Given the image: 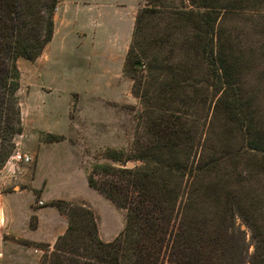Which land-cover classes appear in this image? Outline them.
<instances>
[{"label": "trees", "instance_id": "1", "mask_svg": "<svg viewBox=\"0 0 264 264\" xmlns=\"http://www.w3.org/2000/svg\"><path fill=\"white\" fill-rule=\"evenodd\" d=\"M167 1L146 0L126 57L124 73L144 106L131 151L107 150L112 163L88 173L90 187L126 211L125 228L105 242L88 204L51 201L69 222L53 250L16 240L43 250L41 264H235L226 235L236 214L262 248L252 264H264V163L238 169L245 154L264 153V137L239 99L237 57L220 43L217 16ZM58 3L0 0V172L24 131L18 61L43 54ZM218 110L223 127L216 133L210 128ZM45 136V143L65 140Z\"/></svg>", "mask_w": 264, "mask_h": 264}, {"label": "rangeland", "instance_id": "2", "mask_svg": "<svg viewBox=\"0 0 264 264\" xmlns=\"http://www.w3.org/2000/svg\"><path fill=\"white\" fill-rule=\"evenodd\" d=\"M138 2L141 8L146 4V0ZM167 2L183 5L187 10L212 12L218 17L220 43L227 52L234 53L238 60L239 99L249 109L251 126L257 134L264 137V0L198 1L206 2L207 8L195 7L190 0ZM151 27L148 35L153 32ZM49 55V60L42 65L37 63H41V58L37 61L38 58L36 63L23 58L18 61L21 72L19 98L24 113V119L22 118L24 131L15 138V152L26 154V147H29L32 153V149L37 147L39 136L41 142H44L46 133L39 135L34 129L56 134H73L69 141L79 146L83 169L81 174L75 170L69 171L71 166L70 168L66 166L68 168L66 174L73 180L79 194L93 201L91 196L84 194L88 184L83 170L88 174L96 163H112L107 159L109 149L123 150L127 153L131 151L137 117L144 110V106L142 101L133 95V81L124 73V69L119 77L115 76L118 80L115 85L106 88L103 80L87 82L86 74L81 70L82 66L71 65L70 58L62 57L60 58L62 61L58 63L56 47L50 49ZM221 112L218 110L210 128L211 132L217 133L222 130ZM212 114L213 108L210 111V118ZM70 116L73 126L70 124ZM141 131L144 132V129ZM256 155L252 153L242 156L238 169L242 171L257 168L258 164L262 165L264 153ZM102 200L96 202L102 217V231L105 237H112L110 235H113L116 229L126 225V211L116 207L107 198ZM88 205L93 209L90 204ZM229 224L231 228L229 227L226 235L227 258L233 259L235 264H252L257 254L261 255L262 252L253 230L237 214ZM53 248L50 247V250ZM34 252L44 255L43 250Z\"/></svg>", "mask_w": 264, "mask_h": 264}, {"label": "crops", "instance_id": "3", "mask_svg": "<svg viewBox=\"0 0 264 264\" xmlns=\"http://www.w3.org/2000/svg\"><path fill=\"white\" fill-rule=\"evenodd\" d=\"M140 8L138 0H59L54 15L53 39L37 60L41 58V63L36 62L42 65L48 61L50 49L56 47L58 63L62 57H68L71 65L82 66L87 82L103 80L106 88L113 87L118 81L116 77L123 73ZM23 114L22 107L24 119ZM72 121L70 116L71 126ZM34 132L60 135L67 139L44 143L39 136L32 153L26 147V154L33 157V163L11 161L1 170L0 264H41L42 256L34 252L40 249L15 240L49 244L53 248L69 225L67 217L58 209L45 205L54 200L90 204L99 215V234L105 242L114 240L125 227L116 229L110 235L112 237H105L96 202L106 198L90 187L86 170H83V175L88 186L84 194L91 196L93 201L82 197L73 180L67 176L68 166H71L69 171L77 173L83 169L79 146L69 141L73 134L36 129ZM34 216L36 227L31 226Z\"/></svg>", "mask_w": 264, "mask_h": 264}, {"label": "built area", "instance_id": "4", "mask_svg": "<svg viewBox=\"0 0 264 264\" xmlns=\"http://www.w3.org/2000/svg\"><path fill=\"white\" fill-rule=\"evenodd\" d=\"M32 159L33 158L30 155L23 154L19 151H16L11 156V159L9 160V162L13 161V162H17V163H31ZM40 204L42 205L43 203L40 202Z\"/></svg>", "mask_w": 264, "mask_h": 264}, {"label": "water", "instance_id": "5", "mask_svg": "<svg viewBox=\"0 0 264 264\" xmlns=\"http://www.w3.org/2000/svg\"><path fill=\"white\" fill-rule=\"evenodd\" d=\"M133 166V163L129 162L126 164V167H132Z\"/></svg>", "mask_w": 264, "mask_h": 264}]
</instances>
